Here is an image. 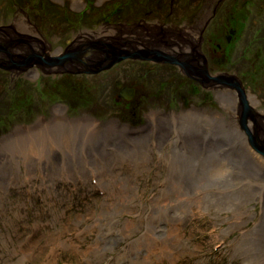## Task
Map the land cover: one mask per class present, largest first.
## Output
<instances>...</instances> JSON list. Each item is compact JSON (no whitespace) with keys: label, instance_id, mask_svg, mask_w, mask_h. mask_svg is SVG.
<instances>
[{"label":"rangeland","instance_id":"374dc122","mask_svg":"<svg viewBox=\"0 0 264 264\" xmlns=\"http://www.w3.org/2000/svg\"><path fill=\"white\" fill-rule=\"evenodd\" d=\"M125 1L0 0V41L26 40L13 50L28 56L32 51L49 52L44 48L48 43L43 42L41 35L48 42V37L58 35L60 40L50 52L53 55L57 47H64L70 39L77 45L90 38L78 33L92 28L91 23H97L102 12L109 14V9L117 6L119 12L109 15L112 21L101 25L100 29L93 28L99 30L94 38L110 36L109 42L118 43L133 39L139 47L156 42L162 34L141 40L133 28L145 34L153 30L157 33L162 29L158 26L161 23L146 29L128 27L129 23L123 24L127 29L119 25L125 20L136 21L137 9H128ZM247 1L248 9L241 10L243 0H235L232 5L221 2L207 26L204 40L199 43L209 71L214 68L211 53L219 58L215 62L219 73L211 76L236 74L244 83L245 97L248 92L256 93L264 87V0ZM195 2L192 0V6ZM53 3L54 7H62L49 9ZM80 10L88 17L84 27L71 23L76 22L72 11ZM184 15L185 12L169 17L163 15L165 21L170 22L165 26H173L171 19L176 21ZM65 16L70 19L64 21ZM233 22L241 26L238 28ZM192 25V20H187L183 25H176V29L164 27L162 30L176 32L171 39L183 50H189L188 35L193 34L189 31ZM230 27L236 32L230 33ZM193 36L197 45L198 33ZM173 48L179 51L177 45ZM118 62L97 75L70 78V84L48 74L28 73L29 69L16 70V74L0 69V264H264L261 244L264 230L253 229L260 209L264 208V189L263 194L258 193L249 201L250 209L246 213H239L240 219L247 222L240 224L232 216V224H237L222 230L227 225L223 216L233 215L234 211H219L215 201L206 196L209 192L203 195L200 189L194 193L188 186L199 177L200 170L207 169L210 163L207 156L213 153L212 160L237 155L238 161H243L240 167L227 172L234 182L238 179L236 170L242 169L243 173V169L248 168L244 161L250 153L246 150L239 157L237 146L245 142L253 126L251 115L241 102L236 103L239 97L236 88L212 83L203 89L197 80L178 72V66L166 62L156 61L150 65L129 58ZM169 73L172 74L167 76ZM251 75L255 81L247 78ZM120 79L136 87L129 104H123L124 99L118 95L115 82ZM169 82L167 96H164L157 85ZM75 94L79 96L75 98ZM70 95L74 104L68 102ZM262 95H257L262 100L255 107L261 128L264 127ZM190 103L203 107L181 111L180 108L186 109ZM211 107L223 109L224 116L207 112ZM132 109L134 112H130ZM131 115L139 118L137 124L129 119ZM113 119L115 123L108 127ZM40 120L47 126L57 120L64 121V130L70 132L68 137L77 141L73 149L67 153L57 150L46 161L38 148H31L29 143L27 151L21 152L15 147L13 137L32 136L31 130L41 124ZM165 123L166 129L161 133L157 125ZM107 130L112 138L103 143L104 150L114 153L117 148L120 151L109 157L111 162L107 166L96 168L93 159L86 154L94 150L88 142L93 135L101 136ZM113 139L119 141L117 147ZM34 143L45 145V141ZM139 144H143L145 150L143 156L139 155L144 157V162L134 167L133 159L124 154L127 146L136 150ZM33 150H37V154ZM25 154L35 158V167L27 171L15 168V163L22 164L26 159ZM250 165L251 159L248 180L252 179ZM175 166L178 167L175 169ZM182 176L188 177L187 184H179ZM170 181L172 187L174 183L184 187L183 190L178 188L179 192L174 188L172 193L182 196L180 193L184 194L188 188L189 197L185 200L186 206H173V211L166 192V183ZM222 182L217 179L213 184L217 189L220 186L226 189L225 197L233 196L230 185L225 187ZM197 195L202 197L199 199ZM153 210L166 214L155 216ZM170 218L173 225H168ZM172 228L177 237L171 236L172 241L166 242L170 235L165 234ZM243 232H248L249 238L243 244L244 250H239L237 243L244 240L240 235ZM178 238L182 239L181 245Z\"/></svg>","mask_w":264,"mask_h":264},{"label":"bare ground","instance_id":"6f19581e","mask_svg":"<svg viewBox=\"0 0 264 264\" xmlns=\"http://www.w3.org/2000/svg\"><path fill=\"white\" fill-rule=\"evenodd\" d=\"M50 1V0H49ZM75 1V0H74ZM80 0H77V3ZM73 3V2H72ZM53 6L49 7V9H56L59 7H62L60 5H56L54 7ZM251 5V4H250ZM69 10V9H67ZM103 13V12H102ZM211 19V15L209 14L207 16V18L203 21V27H205ZM230 32H232V29H229ZM99 32V30H98ZM191 32V31H190ZM193 34H190L188 36H190L189 39V43L190 45L193 47L196 45V39L193 35H197V32L192 30ZM140 37L141 40L147 37H153L155 35H160V34H164V32L162 30H159L156 33V30H153V32L150 35H145L143 31L141 32H137ZM154 33V34H153ZM170 35H172V38H174L176 36V34L173 32ZM160 39L162 38L163 42L166 44H174L176 41L172 40L170 36H168V38L166 37H159ZM156 42H152V43H148V45L152 46V47H156L155 46ZM191 50V49H190ZM189 50V51H190ZM252 50V49H251ZM247 51H250V48L247 49ZM93 53H96V51H93ZM147 61H153L150 59H146ZM154 65V64H152ZM175 67H177V65L175 64H171ZM239 66H241V64L239 63ZM243 67V66H241ZM226 68V67H225ZM178 72L181 73V68H177ZM157 73H159L161 76H164L165 73L164 72H159L156 71ZM172 73H169L167 76H170ZM227 74L230 75H234V73H229L227 72ZM139 77H141V75H138ZM142 78V77H141ZM247 78H251L253 81H255V77L253 75L251 76H247ZM248 84L252 83L251 81H246ZM254 83V82H253ZM159 90L164 94V96H167L168 93V89L170 86V82L169 83H164V84H158L157 85ZM224 86V85H223ZM241 86H244V83H241ZM262 90H264V87L261 88ZM262 90H259L260 92ZM52 91V90H51ZM53 93H57V92H53ZM237 96H239L237 94ZM236 96V97H237ZM238 101H236V103L244 101L246 102V108H252L254 110V112H252V118L250 119L252 126H253V132H251V129H249V133L246 135H243L242 137H245V142H239L238 146H237V153L240 157V153L245 152L246 150L249 151L250 155V159H251V165H250V170H251V176L250 180L249 179V162L250 159L249 157H246L244 161L246 164H248V168H244L243 169V173H242V169L236 170L237 173V177L238 179L234 182L233 179L228 175V171L229 173L231 171H233L235 169V167H240L241 163L243 161H238V156H230L228 155L226 157V155L224 157L226 158H222L223 160H212L211 157L214 156V153L212 155L207 156L210 161L209 165L206 167L207 169L204 170H200L197 174L199 175L198 178L195 177V179L193 181L190 182L189 189L191 191H193L194 193H198L200 189H203V195L206 192V196L211 197L210 199L212 201H215L216 204V208L219 211L222 212H233V215H228L223 216V219H226L225 221H227V225L224 226L222 228L223 229H227L229 226H233L237 224V222H234L232 224L233 221H231L232 216H235V218H237L238 223L240 222V224H244L245 222H247V220H242L240 219L241 215L239 213H246L249 209H250V205L249 201H251V199L256 198L257 194H263L262 190L264 189V182L261 183V181L264 180V127L261 128V126L259 125L258 121L256 119H258L259 117L255 114V112H259L257 110V108H255L257 105L258 101H261V96H257V94L255 95L254 92H248L247 93V97L242 99L240 97H237ZM235 102L232 103V105H234ZM199 106H196V104H192L191 106H188L186 109L184 108H180L181 111L183 110H189L191 108H196ZM65 107L62 106V109H64ZM173 108V107H172ZM58 108H56L57 110ZM264 109V108H262ZM173 111H177V110H173ZM207 112L210 113H214L217 116H224V110H218L216 108H209L206 110ZM177 113V112H174ZM77 120V118H76ZM41 124H36L35 127L31 130V135L29 134H24L22 136H18V137H13L14 140V145L15 147H17L21 152L24 149L25 151H27L26 146H31V148H38L39 150V154L41 156L42 159L48 161V159L50 157H52L57 150H61L62 153H67L69 151H71L74 147V144L77 142L73 139H71L70 137H68V135L70 136V132L69 131H65V122L61 121V120H57L53 125L51 126H47L45 124V122L43 120H40ZM113 123H115V120H111L108 124V127L113 126ZM117 123V122H116ZM43 124V125H42ZM87 125H89V122H86ZM166 124H158L157 126L160 127L161 133H163L166 129ZM93 126V124L91 125ZM223 130H225V128H222ZM244 130V129H242ZM27 133V129L25 130ZM65 131V133H64ZM21 134V133H20ZM19 134V135H20ZM250 136H252L250 138ZM109 137L112 138V136L110 135V132L107 130L104 134H101V136L99 134L97 135H93V137H91L89 139V145L91 146L93 151L92 155V151H90L88 154L93 160V163L95 165L96 168H102V166L104 165H108V163L111 162V159L109 157H112L114 155L118 154V150L117 148H115V152L113 153V151H106L103 148V143H107L109 141ZM114 137H117V134L114 135ZM241 137V138H242ZM77 140V139H76ZM34 141H37L38 143H42L43 141H45V145H38L36 143H34ZM196 142H199L198 139H195ZM112 142L115 143L116 147L119 141L118 140H112ZM29 143V144H28ZM112 146V145H111ZM143 147V144H139L138 148L136 150H133L132 148H130L129 146H127L126 151L127 153L124 154V157L126 158H132V162L134 167H137L139 164H141L142 162H144V157H139L143 156L145 153V150ZM20 152V153H21ZM33 153L37 154V150H33ZM159 153V152H158ZM203 153H206V150H203ZM137 155V157H136ZM74 156V153H73ZM24 160H22V164H19L18 162L15 163V168H23L25 171L35 167L33 164V161L35 160V158H31L30 155H24ZM39 158V159H41ZM231 159V161H228L227 159ZM96 160V161H95ZM212 160V161H211ZM206 163V161H205ZM257 163V164H256ZM13 165V164H12ZM106 165V166H107ZM178 166H175V169ZM23 169H20V171H23ZM187 169H191V168H187ZM208 170V171H205ZM3 172V171H2ZM172 174V173H171ZM173 175V174H172ZM174 176V175H173ZM183 178H181L179 180V184H187L189 182V179L187 176H182ZM223 180L224 182H222L225 187H227V185H230V189L232 191V195L233 196H229V197H225L224 193H225V188L220 186V189H217L213 182L214 180ZM175 179H173L174 182ZM253 181V182H251ZM123 184L124 183H120ZM173 183L167 182L166 183V192L169 194L168 195V199H169V207L172 210L173 206L179 207V206H186L187 204L185 203L186 198L189 199V197L187 196V192H188V188H185L184 190V194H181L182 196H179L177 193H172V190L175 188L178 191V188H180V190H183L184 187H179L176 186V184L174 183V187H172ZM112 188V185L109 186V189ZM198 190V191H197ZM179 192V191H178ZM199 197V195H197ZM202 197V195H200L199 199ZM235 199V202L233 201ZM207 203V202H206ZM264 203V202H263ZM238 209V211H237ZM173 211V210H172ZM154 213L155 216L162 214L160 217L165 216V212L161 211V210H153L152 211ZM167 213H169L170 211H166ZM253 213V212H252ZM250 213V214H252ZM228 218V219H227ZM170 222L168 223V225H173V223H171V218L169 219ZM182 221H184V219H182ZM155 225V224H154ZM111 227V226H110ZM174 228L170 229V231L165 234V235H170L168 236L165 241L166 242H170L172 241V237L176 238V232L175 230H173ZM253 229L256 232H260L261 229L264 230V208H261L259 211V218L257 219V222L253 223ZM248 232L246 233H241L240 235L244 238V240L241 241V239L239 240V242L237 243V249L239 250H244L243 244L245 243V240H247L248 237ZM172 236V237H171ZM177 242L179 243V245L182 244V239L178 238ZM262 247H264V242H261ZM178 245V246H179ZM264 250V249H263Z\"/></svg>","mask_w":264,"mask_h":264},{"label":"water","instance_id":"95a60500","mask_svg":"<svg viewBox=\"0 0 264 264\" xmlns=\"http://www.w3.org/2000/svg\"><path fill=\"white\" fill-rule=\"evenodd\" d=\"M205 28V27H204ZM202 31V29H201ZM233 32V31H232ZM230 32V33H232ZM162 37H166L163 35ZM163 42L162 38L159 39ZM202 36L195 46H190V51L181 50L177 44L179 51L171 50L173 53L164 51L162 48L145 45L144 47H136L133 40H125L122 43H107L103 39L88 40L84 44L78 46L68 45L65 50L55 56L48 55L44 52L32 51L28 56L19 55L14 52V48L24 39H12L8 41H0V68L9 71H24L32 65L40 68H48L47 73H98L101 70L110 68L116 62L131 58L146 60L150 59L158 62H166L175 64L181 68L182 72L190 78L197 80L202 86L212 85V83L220 85H228L236 88L240 98L244 99V87L241 86V80L236 75L222 73L219 76H211L207 69V58L200 49L199 43ZM96 51V53H93ZM18 71V72H19ZM119 93L128 99L132 95V89L123 87ZM246 102L241 101L242 106H246ZM247 107V106H246ZM243 107L251 116L254 110L252 108ZM243 122H241L242 124ZM244 127V125H241ZM249 133V132H248ZM252 136H250L251 138Z\"/></svg>","mask_w":264,"mask_h":264},{"label":"flooded vegetation","instance_id":"af4514ba","mask_svg":"<svg viewBox=\"0 0 264 264\" xmlns=\"http://www.w3.org/2000/svg\"><path fill=\"white\" fill-rule=\"evenodd\" d=\"M127 1L128 0L125 1V4L129 5V6H127V8L131 9L132 7H135L137 9L138 13L136 16V21L129 22L128 20H125L124 23L119 24V25H122L124 29H127L128 27H131L133 25H135L138 28L142 27L143 29H146L148 26L149 27L150 26H157L159 23H161V24H159L158 26L162 29L164 27L176 29L178 27L176 25H183L185 22H187V20H192L193 25L189 31L194 30L198 33V41L200 40L201 36H202V41L204 40L203 36H204V33L206 32L208 25L205 26V28H204L202 25L203 21L212 12V9H213L214 5L216 4V2H218L217 0H196L195 4L192 6V0H129L128 2ZM224 1L226 4L232 5V3L235 0H231L229 2L227 0H222V2H224ZM243 1H247V0H243ZM249 1L252 2V0H249ZM219 5H220V3H219ZM171 9H173V12ZM218 9H221V8L218 7ZM109 10H110L109 14L107 12L102 13L100 19L97 20V23H91L92 28H89V29H93V28L100 29L102 27L101 25H107L108 22L112 21V18L109 17V15L111 13L115 14V13L119 12V8L117 6H114L113 9H109ZM184 12H185V15L182 17H179L176 21H173L171 19L173 26L172 25L165 26V25L169 24L170 22H169V20L165 21L166 19H165V16H163V15H167L169 17L171 15L174 16V14H177V13L183 14ZM216 13H217V10L215 11L214 14L216 15ZM105 14H107V15H105ZM55 15H58V14H55ZM215 15H213V16H215ZM58 16H60V15H58ZM213 16H212V18H213ZM73 17H76V22L73 21L71 23L76 24L77 27H84L87 20H88L87 15L84 14L82 10H80L78 12H74L72 15V18ZM69 19H70L69 16H65L63 18L64 21H67ZM116 23H118V22H116ZM125 23H129V26L128 27L124 26L123 24H125ZM154 24H156V25H154ZM133 29L136 32H138L136 30V28H133ZM201 29H202V31H201ZM37 31L41 34V31H39L38 29H37ZM162 31L167 36H172L170 34L173 33V31H164V30H162ZM174 33L176 34V32H174ZM145 35H150V34H145ZM48 40H49V42L47 41L46 38L43 40L44 43H46V44L48 43V46H46L44 48H47L49 50V52L47 53V52L42 51L46 54H50V52L54 51V50H52V47H54L53 45L58 44V40H60V38L57 35L56 37H48ZM216 44H218V43H216ZM60 48H62V47H60ZM211 59H212L214 68L209 72L211 74H214V72H218V70L220 69L219 66L215 65V62L218 61L219 58L215 57L214 54L211 53ZM141 62H143L145 64L154 63L151 61H141ZM150 65H152V64H150ZM207 68H208V64H207ZM53 77H55V76H53ZM74 77H80V76H59V77H55V78L59 79V78H74ZM75 80H77V79H75ZM75 80H73V81H75ZM117 83H120L121 87L126 86L128 88H133L134 91L136 92V87L129 86V85L125 84L122 79L117 80L115 82V84H117ZM202 88L204 89L203 86H202ZM252 89H254V88H252ZM254 94L255 95L261 94L262 95V91L256 92ZM262 97H264V95H262ZM57 104H60V103H57ZM192 104L193 103H190L188 106H191ZM129 106L132 107V105H129ZM199 107H203V106L199 105Z\"/></svg>","mask_w":264,"mask_h":264},{"label":"trees","instance_id":"16d2710c","mask_svg":"<svg viewBox=\"0 0 264 264\" xmlns=\"http://www.w3.org/2000/svg\"><path fill=\"white\" fill-rule=\"evenodd\" d=\"M249 2L248 1H244V2H241V4H240V10L242 9V8H244V9H248L247 7H246V4H248ZM233 24H235L238 28H239V26H241V25H239L238 26V24H240L239 22H233ZM75 98H77V95H75ZM72 100H73V98H72ZM74 102H71V104H73ZM134 112V111H133ZM129 119L133 122V123H138L139 122V118L137 117V116H133V115H131L130 117H129Z\"/></svg>","mask_w":264,"mask_h":264}]
</instances>
